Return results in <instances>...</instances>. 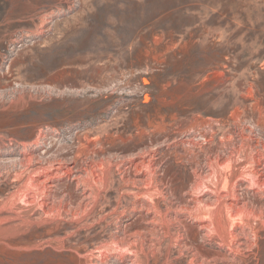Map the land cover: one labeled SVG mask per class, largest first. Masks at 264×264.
<instances>
[{"label": "rangeland", "instance_id": "obj_1", "mask_svg": "<svg viewBox=\"0 0 264 264\" xmlns=\"http://www.w3.org/2000/svg\"><path fill=\"white\" fill-rule=\"evenodd\" d=\"M263 158L264 0H0V264H264Z\"/></svg>", "mask_w": 264, "mask_h": 264}, {"label": "bare ground", "instance_id": "obj_2", "mask_svg": "<svg viewBox=\"0 0 264 264\" xmlns=\"http://www.w3.org/2000/svg\"><path fill=\"white\" fill-rule=\"evenodd\" d=\"M41 27V26H40ZM234 115V114H233ZM213 127V126H212ZM212 131V130H211ZM209 137H211V136H209ZM77 139V138H76ZM221 141H223V140H221ZM96 145V144H95ZM82 146L84 147L85 145H83L82 144ZM221 146V145H220ZM226 147V146H225ZM87 149V148H86ZM246 150V149H245ZM92 153V152H91ZM93 154V153H92ZM264 159V158H263ZM246 161V160H245ZM256 161V160H255ZM253 162V161H252ZM200 163V162H199ZM237 163V162H236ZM48 165V164H47ZM253 165V164H252ZM253 167V166H252ZM221 168V167H220ZM251 168V167H250ZM214 169V168H213ZM38 170V169H37ZM49 170H50V168H49ZM251 170V169H250ZM253 170V169H252ZM39 171V170H38ZM235 171V170H234ZM241 171V170H240ZM248 171H249V169H248ZM253 172V171H252ZM255 172V171H254ZM218 173V172H217ZM237 173V172H236ZM241 173V172H240ZM81 174V173H80ZM227 174V173H226ZM252 174V173H251ZM218 175V174H217ZM240 175V174H239ZM255 175V174H254ZM108 176V175H107ZM229 176V175H228ZM90 177V176H89ZM216 178V177H215ZM228 178V177H227ZM226 182H227V180H225ZM84 182V181H83ZM88 182V181H87ZM86 182V183H87ZM217 182H219V180L217 181ZM231 182V181H230ZM229 182V183H230ZM251 182V181H250ZM264 182V181H263ZM213 183V182H212ZM225 183V182H224ZM221 184V183H220ZM232 184V183H231ZM231 184H230V186H231ZM260 184V183H259ZM262 184V183H261ZM252 185V184H251ZM94 186V185H93ZM100 186V185H99ZM214 187V186H213ZM96 188V187H95ZM253 188V187H252ZM77 189V188H76ZM89 189V188H88ZM216 191V190H215ZM231 191V190H230ZM90 193V192H89ZM93 193H95V192H93ZM65 194V193H64ZM234 194V193H233ZM262 194V193H261ZM155 195V194H154ZM236 195V194H235ZM245 195V194H244ZM232 196V195H231ZM222 197V196H221ZM218 198V197H217ZM92 199V198H91ZM235 199V198H234ZM220 201V200H219ZM218 201V202H219ZM261 204V203H260ZM102 206V205H101ZM218 206V205H217ZM216 206V207H217ZM228 206V205H227ZM234 207V206H233ZM243 207V206H242ZM255 207V206H254ZM209 208V207H208ZM214 208V207H213ZM218 208V207H217ZM210 209V208H209ZM212 209V208H211ZM215 209V208H214ZM230 209V208H229ZM45 210V209H44ZM117 210V209H116ZM241 210V209H240ZM209 211V210H208ZM231 211V210H230ZM211 212V211H210ZM77 213V212H76ZM212 213L214 214V212L212 211ZM211 213V214H212ZM216 213V212H215ZM212 214V215H213ZM231 214V213H230ZM258 215V214H257ZM105 216V215H104ZM205 216V215H204ZM214 216V215H213ZM218 216V215H217ZM75 217V216H74ZM210 218V217H209ZM220 218V217H219ZM217 219V218H216ZM47 220V219H46ZM97 223V222H96ZM233 224V223H232ZM92 226V225H91ZM233 227V226H232ZM228 228V227H227ZM1 230V229H0ZM220 230V229H219ZM7 232V231H6ZM209 232V231H208ZM116 241V240H115ZM124 242V241H123ZM120 244V243H119ZM79 247V246H78ZM121 247V246H120ZM197 256V255H196ZM197 258V257H196ZM93 259V258H92ZM180 259V258H179ZM135 262V261H134ZM92 264V263H91ZM100 264V263H99Z\"/></svg>", "mask_w": 264, "mask_h": 264}]
</instances>
